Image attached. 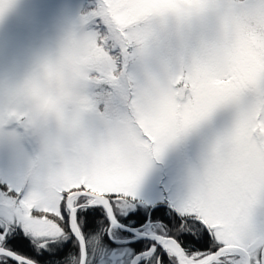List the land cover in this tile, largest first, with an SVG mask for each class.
Returning a JSON list of instances; mask_svg holds the SVG:
<instances>
[{
    "label": "snow or ice",
    "instance_id": "obj_1",
    "mask_svg": "<svg viewBox=\"0 0 264 264\" xmlns=\"http://www.w3.org/2000/svg\"><path fill=\"white\" fill-rule=\"evenodd\" d=\"M66 40L90 138L41 184L0 119V264H264V0H92Z\"/></svg>",
    "mask_w": 264,
    "mask_h": 264
},
{
    "label": "clouds",
    "instance_id": "obj_2",
    "mask_svg": "<svg viewBox=\"0 0 264 264\" xmlns=\"http://www.w3.org/2000/svg\"><path fill=\"white\" fill-rule=\"evenodd\" d=\"M66 34L22 64L0 65L4 132L17 124L23 128L30 150L21 153L19 163L28 179L41 184L73 164L90 138L85 96L74 76Z\"/></svg>",
    "mask_w": 264,
    "mask_h": 264
},
{
    "label": "rangeland",
    "instance_id": "obj_3",
    "mask_svg": "<svg viewBox=\"0 0 264 264\" xmlns=\"http://www.w3.org/2000/svg\"><path fill=\"white\" fill-rule=\"evenodd\" d=\"M92 0H12L11 7L0 17V65L9 61L23 63L32 53L45 44L52 43L66 34ZM189 140L179 150L170 153L175 160L182 153L186 166L195 159Z\"/></svg>",
    "mask_w": 264,
    "mask_h": 264
}]
</instances>
